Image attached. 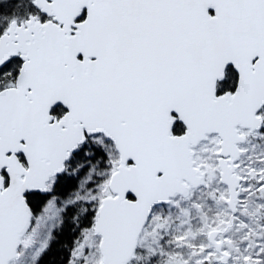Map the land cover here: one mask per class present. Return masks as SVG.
<instances>
[{"label":"snow or ice","instance_id":"6c2138e0","mask_svg":"<svg viewBox=\"0 0 264 264\" xmlns=\"http://www.w3.org/2000/svg\"><path fill=\"white\" fill-rule=\"evenodd\" d=\"M0 264H264V0H0Z\"/></svg>","mask_w":264,"mask_h":264}]
</instances>
